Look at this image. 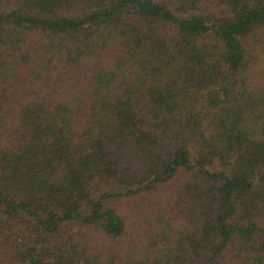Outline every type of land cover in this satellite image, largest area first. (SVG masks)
Returning <instances> with one entry per match:
<instances>
[{"label":"trees","instance_id":"trees-1","mask_svg":"<svg viewBox=\"0 0 264 264\" xmlns=\"http://www.w3.org/2000/svg\"><path fill=\"white\" fill-rule=\"evenodd\" d=\"M0 264H264V0H0Z\"/></svg>","mask_w":264,"mask_h":264},{"label":"rangeland","instance_id":"rangeland-1","mask_svg":"<svg viewBox=\"0 0 264 264\" xmlns=\"http://www.w3.org/2000/svg\"><path fill=\"white\" fill-rule=\"evenodd\" d=\"M114 205H115V203L113 202L112 203V206H114ZM123 209L127 213V216H130V218L128 220L131 222V215H130V211H129V204L127 203V205H124L123 206Z\"/></svg>","mask_w":264,"mask_h":264}]
</instances>
